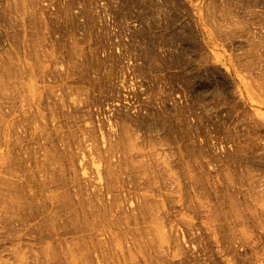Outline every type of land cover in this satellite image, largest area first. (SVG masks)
<instances>
[{
	"label": "rangeland",
	"instance_id": "374dc122",
	"mask_svg": "<svg viewBox=\"0 0 264 264\" xmlns=\"http://www.w3.org/2000/svg\"><path fill=\"white\" fill-rule=\"evenodd\" d=\"M264 0H0V264H264Z\"/></svg>",
	"mask_w": 264,
	"mask_h": 264
},
{
	"label": "bare ground",
	"instance_id": "6f19581e",
	"mask_svg": "<svg viewBox=\"0 0 264 264\" xmlns=\"http://www.w3.org/2000/svg\"><path fill=\"white\" fill-rule=\"evenodd\" d=\"M259 93H261V94L263 93V94H264V92H263V91H259ZM263 97H264V95H263Z\"/></svg>",
	"mask_w": 264,
	"mask_h": 264
}]
</instances>
